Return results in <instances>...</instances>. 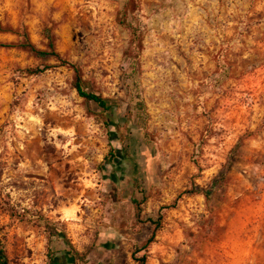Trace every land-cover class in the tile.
<instances>
[{
    "label": "rangeland",
    "instance_id": "374dc122",
    "mask_svg": "<svg viewBox=\"0 0 264 264\" xmlns=\"http://www.w3.org/2000/svg\"><path fill=\"white\" fill-rule=\"evenodd\" d=\"M0 44L10 264H264V0H0Z\"/></svg>",
    "mask_w": 264,
    "mask_h": 264
},
{
    "label": "trees",
    "instance_id": "16d2710c",
    "mask_svg": "<svg viewBox=\"0 0 264 264\" xmlns=\"http://www.w3.org/2000/svg\"><path fill=\"white\" fill-rule=\"evenodd\" d=\"M25 37V41L22 44V47L24 48H28L31 51H34L36 53H46L43 52L42 50H39L30 40L27 34H24ZM49 44L48 47L50 48V55H52L53 57H55L58 61L61 62V64L63 65H69L71 66L76 73V79L74 81V88L76 89L77 93L79 94V96L85 98L87 101L90 102H94L96 103L103 111H110L113 109L114 104H110L108 102L107 99H105L104 97H102L101 95H98L96 93L90 92L87 90L86 86H85V82L81 76L80 70L74 65L71 64L68 60L64 59L60 53L56 50L55 48V41L54 38L49 36ZM0 46H5L4 44H0ZM45 69L47 68H30L28 70V72L30 74H38L40 72L45 71ZM152 221V220H150ZM45 223L47 225V227H49V229H54L55 230V234H62V232H58L56 229V224L54 222H51L50 220H48L47 218H45ZM153 223L156 225V227L159 226L158 222H154ZM153 237L151 239L148 240L147 244L151 243L153 240ZM67 254H70V252H67ZM135 260L139 261L140 264H145L146 262V256H142L140 259L134 258ZM74 261V258L69 259V261ZM0 264H10V260L7 256L6 250L4 248L3 243L0 242Z\"/></svg>",
    "mask_w": 264,
    "mask_h": 264
}]
</instances>
